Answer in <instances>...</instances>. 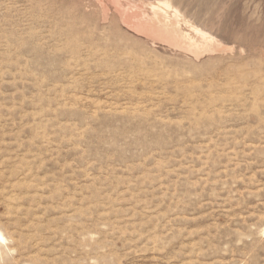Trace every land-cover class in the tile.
<instances>
[{"label":"rangeland","instance_id":"obj_1","mask_svg":"<svg viewBox=\"0 0 264 264\" xmlns=\"http://www.w3.org/2000/svg\"><path fill=\"white\" fill-rule=\"evenodd\" d=\"M0 233V264H264V0H0Z\"/></svg>","mask_w":264,"mask_h":264},{"label":"bare ground","instance_id":"obj_2","mask_svg":"<svg viewBox=\"0 0 264 264\" xmlns=\"http://www.w3.org/2000/svg\"><path fill=\"white\" fill-rule=\"evenodd\" d=\"M137 20V19H136ZM137 28V27H136ZM0 237H2V239H0V241H4V237L3 235L0 233Z\"/></svg>","mask_w":264,"mask_h":264},{"label":"snow or ice","instance_id":"obj_3","mask_svg":"<svg viewBox=\"0 0 264 264\" xmlns=\"http://www.w3.org/2000/svg\"><path fill=\"white\" fill-rule=\"evenodd\" d=\"M0 239H2V237H0Z\"/></svg>","mask_w":264,"mask_h":264}]
</instances>
